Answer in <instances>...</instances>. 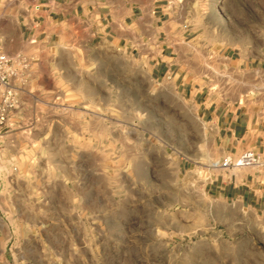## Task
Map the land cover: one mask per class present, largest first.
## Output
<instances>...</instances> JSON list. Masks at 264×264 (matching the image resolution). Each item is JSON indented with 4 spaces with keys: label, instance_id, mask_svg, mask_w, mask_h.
I'll return each mask as SVG.
<instances>
[{
    "label": "rangeland",
    "instance_id": "obj_1",
    "mask_svg": "<svg viewBox=\"0 0 264 264\" xmlns=\"http://www.w3.org/2000/svg\"><path fill=\"white\" fill-rule=\"evenodd\" d=\"M181 2L128 44L60 38L54 61L25 49L15 63L0 143L10 264H264V211L209 189L243 151L224 153L196 102L264 111V0ZM4 13L0 30H19ZM163 41L173 72L156 75L148 43Z\"/></svg>",
    "mask_w": 264,
    "mask_h": 264
},
{
    "label": "crops",
    "instance_id": "obj_2",
    "mask_svg": "<svg viewBox=\"0 0 264 264\" xmlns=\"http://www.w3.org/2000/svg\"><path fill=\"white\" fill-rule=\"evenodd\" d=\"M5 1V0H4ZM0 7L4 14L16 19L19 30L5 27L0 37L7 53L32 52L39 63L54 61L60 38L70 44L89 45L94 41L110 40L128 44L137 34L154 33L167 11H183L181 0H11ZM162 33L159 35L161 36ZM151 42V41H150ZM150 61L156 75L173 72L174 46L163 41L153 46ZM16 48L12 50V48ZM24 47V48H23ZM157 50V51H156ZM264 71V48L257 58ZM255 59H248L251 63ZM212 94V93H210ZM197 93V112L217 131L215 139L224 153L237 155L252 149L259 163L216 173L210 191L226 199L237 200L247 209L264 211V111L236 106L220 101L219 96ZM236 168V167H234ZM7 173H0V188L6 183ZM11 223L0 215V264L8 261L7 243L10 241Z\"/></svg>",
    "mask_w": 264,
    "mask_h": 264
},
{
    "label": "built area",
    "instance_id": "obj_3",
    "mask_svg": "<svg viewBox=\"0 0 264 264\" xmlns=\"http://www.w3.org/2000/svg\"><path fill=\"white\" fill-rule=\"evenodd\" d=\"M29 65L28 59L22 53L11 55L6 52L0 37V143L2 131L7 125L11 113L19 105V93L14 84L17 75L15 63ZM259 163L258 154L252 150H245L236 159L228 156L223 159L220 166L224 169L234 167L253 166Z\"/></svg>",
    "mask_w": 264,
    "mask_h": 264
}]
</instances>
